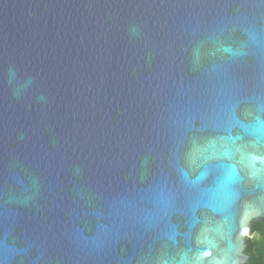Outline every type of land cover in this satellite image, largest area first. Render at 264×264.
Returning a JSON list of instances; mask_svg holds the SVG:
<instances>
[{
    "label": "water",
    "instance_id": "obj_1",
    "mask_svg": "<svg viewBox=\"0 0 264 264\" xmlns=\"http://www.w3.org/2000/svg\"><path fill=\"white\" fill-rule=\"evenodd\" d=\"M264 221V0H0V264H246Z\"/></svg>",
    "mask_w": 264,
    "mask_h": 264
},
{
    "label": "trees",
    "instance_id": "obj_2",
    "mask_svg": "<svg viewBox=\"0 0 264 264\" xmlns=\"http://www.w3.org/2000/svg\"><path fill=\"white\" fill-rule=\"evenodd\" d=\"M245 252L249 256L246 264H264V221H251V233L247 236Z\"/></svg>",
    "mask_w": 264,
    "mask_h": 264
}]
</instances>
